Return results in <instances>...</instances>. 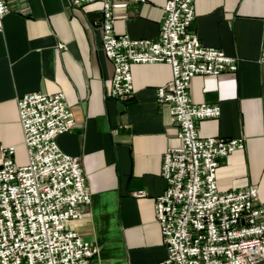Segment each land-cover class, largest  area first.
Masks as SVG:
<instances>
[{"label": "crops", "instance_id": "0c3cea01", "mask_svg": "<svg viewBox=\"0 0 264 264\" xmlns=\"http://www.w3.org/2000/svg\"><path fill=\"white\" fill-rule=\"evenodd\" d=\"M168 0L115 3V32L155 40ZM9 14L0 32V148L16 147L27 161L17 98L62 91L74 112V128L60 135L62 151L81 159L91 205L69 225L98 246L90 264H161L167 247L155 218L164 194V152L179 144L169 109L157 105V89L172 81L167 63L133 65L134 96H108L113 66L103 52L101 2L5 0ZM264 0H195L196 33L205 47L237 58L238 70L196 76V104L221 107L218 119L199 124L201 137L244 139V147L220 161V192L256 186L264 200V65L259 62ZM65 45L60 50L58 46ZM144 191V198L135 192Z\"/></svg>", "mask_w": 264, "mask_h": 264}, {"label": "built area", "instance_id": "2783aa9c", "mask_svg": "<svg viewBox=\"0 0 264 264\" xmlns=\"http://www.w3.org/2000/svg\"><path fill=\"white\" fill-rule=\"evenodd\" d=\"M144 0H69L70 6L101 2L103 52L113 66L110 98L134 96L133 65L167 63L172 81L157 89V105L167 108L179 144L163 156L164 194L154 204L167 247L161 264H264V200L256 186L220 192V161L244 147V139L199 134V124L218 119V105L196 104L190 93L196 76L238 70V60L202 45L190 28L195 0H168L155 40L115 32V3ZM9 14L0 0V32ZM259 62L264 65V28ZM58 49H65L60 44ZM28 163L15 162L16 147L0 148V264H90L98 246L69 228L85 216L91 192L78 156L62 151L60 135L74 128V112L62 91L30 92L17 98ZM144 198L146 192H135Z\"/></svg>", "mask_w": 264, "mask_h": 264}, {"label": "rangeland", "instance_id": "374dc122", "mask_svg": "<svg viewBox=\"0 0 264 264\" xmlns=\"http://www.w3.org/2000/svg\"><path fill=\"white\" fill-rule=\"evenodd\" d=\"M28 163V157H27V161H23V162H20V163H17L18 165L20 166H23V165H26Z\"/></svg>", "mask_w": 264, "mask_h": 264}]
</instances>
